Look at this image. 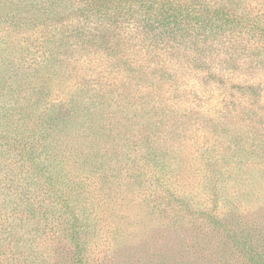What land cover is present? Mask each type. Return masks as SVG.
<instances>
[{
	"label": "rangeland",
	"instance_id": "374dc122",
	"mask_svg": "<svg viewBox=\"0 0 264 264\" xmlns=\"http://www.w3.org/2000/svg\"><path fill=\"white\" fill-rule=\"evenodd\" d=\"M75 2L0 0V264H264V89L198 81L155 38L116 69L66 33Z\"/></svg>",
	"mask_w": 264,
	"mask_h": 264
},
{
	"label": "trees",
	"instance_id": "16d2710c",
	"mask_svg": "<svg viewBox=\"0 0 264 264\" xmlns=\"http://www.w3.org/2000/svg\"><path fill=\"white\" fill-rule=\"evenodd\" d=\"M254 1L257 0H76L73 9H81V13L75 22L66 24V33L82 38L85 51L94 46L95 54L111 56V65L116 69L131 62L140 66L144 62L155 64L152 46L162 42L163 53L170 58L184 52L191 76L198 81L201 76L225 89L237 86L252 103L264 89V4L262 0L261 4ZM134 40L141 45L139 58L129 51V42ZM178 40L176 46L170 45V41ZM100 41L109 45V50L105 46L99 50L103 46ZM163 56H159L158 72L164 74L173 65L169 67L172 62ZM255 74L263 77L258 80ZM238 77L243 80L234 82ZM35 128L39 133L43 125ZM8 132L4 141L13 139V143L22 145V151L34 149L31 144L36 130L23 137L12 128Z\"/></svg>",
	"mask_w": 264,
	"mask_h": 264
}]
</instances>
